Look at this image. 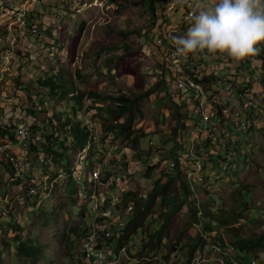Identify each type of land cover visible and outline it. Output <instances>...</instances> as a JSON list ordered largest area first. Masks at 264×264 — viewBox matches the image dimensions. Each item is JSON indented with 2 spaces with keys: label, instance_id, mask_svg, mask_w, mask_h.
I'll return each mask as SVG.
<instances>
[{
  "label": "rangeland",
  "instance_id": "1",
  "mask_svg": "<svg viewBox=\"0 0 264 264\" xmlns=\"http://www.w3.org/2000/svg\"><path fill=\"white\" fill-rule=\"evenodd\" d=\"M22 1L29 39L18 37L11 45L8 31L0 29V138H13L22 128L27 132L25 142L19 145L14 140L19 171L0 156V264H80L76 253L79 232L83 224H92L95 214L85 195L90 171L97 168L100 172L97 188L109 198L121 195V188L123 193L135 190L140 196L158 178L165 182L173 176L175 159L181 162L188 150L186 140L195 125L181 131L183 143L173 139L176 113L184 118L189 115L177 110L182 96L167 79L164 53L154 48L170 0ZM211 2L208 0L205 9ZM12 5L8 7L17 12ZM209 9H213L211 5ZM83 21L85 29L77 42ZM263 42L256 46V55L245 60L233 61L221 54L212 60L230 58L229 65L238 63L241 71L252 68L248 82L260 81L264 95V71L252 79L264 62L263 58L261 64L256 61L264 51ZM202 54L210 60L213 56ZM49 79L57 84L54 91L44 83ZM70 86L75 89L61 98ZM122 92L144 94L133 112L130 139L115 132L107 135L104 129L114 118L122 121L128 115L124 112L119 117L111 99ZM81 95V101L75 99ZM251 113L242 131L222 123L213 125V137L202 131L194 134L198 152L216 154L206 162L208 173L222 172L220 160L230 159L232 165L209 187L206 180L195 183L194 202L184 201L166 227L163 212L168 208H162L160 198L145 209L127 232L134 234L130 245L141 233V243L132 247L139 263L130 264H242L241 254L251 264H264V248L245 253L231 247L234 235L264 231V109ZM76 122L91 130L81 151L74 147L72 137ZM201 128H205L204 122ZM49 136H53L50 141ZM55 139L70 149L64 150ZM110 176L118 178L115 187L109 188ZM32 187L36 188L34 195ZM177 189L174 182L169 186L165 204L184 199ZM203 207L219 216L205 217ZM196 211L198 220L194 219ZM21 242L39 247L37 262L18 251Z\"/></svg>",
  "mask_w": 264,
  "mask_h": 264
},
{
  "label": "built area",
  "instance_id": "2",
  "mask_svg": "<svg viewBox=\"0 0 264 264\" xmlns=\"http://www.w3.org/2000/svg\"><path fill=\"white\" fill-rule=\"evenodd\" d=\"M207 2L208 0H170L164 9V17L161 18V24L158 26L157 36L155 35L158 50L165 55L168 81L180 93L182 100L194 107V111L199 114L202 122L205 123L204 130L206 132L209 130L208 133L204 132L201 125L195 122L193 124L195 128L191 131L188 150L186 153L183 152L185 157L181 158V160H184L182 163L185 165V162L188 161L186 159L190 158L192 160L186 166V178L190 183V189L193 191H196L197 184L195 183H205L206 180L209 187L212 181L214 182L216 178L220 177V174L227 171L232 165L230 159L220 160L218 166L222 172L219 175H214V172L208 173L204 157L197 154L198 149L194 142L197 135L194 134L202 131L206 133V137H213L214 135H211L213 125L221 126L222 123H229V125H233V127L242 131L243 128L248 126L249 121L246 116L250 109H264L263 96L258 91L255 92L250 86L241 84V82L236 86L237 79L234 75L229 76L227 85L222 91L230 95L232 90L237 87L235 95L237 102L231 103L227 98H221L217 93V91H221L216 85L218 82L213 81L212 78L219 67L209 71V68L212 67L204 64L207 62L205 60L206 54L197 56L195 53H190L187 59L175 54L174 38L185 36L188 29L193 25L194 17ZM10 3H13L12 6L17 12L8 7ZM25 7L22 0H0V29L5 28L8 31V41L11 45H15L18 37L29 39L27 22L24 18ZM173 17L177 18V23L173 22ZM30 31L33 36L36 35L34 26ZM163 46H166L164 50H162ZM160 93L163 94L164 92L161 90ZM26 133L25 128H22L21 132L15 134V141L19 145L26 141ZM15 141H11L7 137L0 138V156L5 161H11L19 171L18 158L15 157L13 150ZM21 158L25 159L26 156L22 155ZM109 178V188L115 187L118 178H113V176ZM112 178L113 180H111ZM88 179L90 182L88 192L85 195L92 201L95 214L93 225L83 224L82 231L79 232L80 237L76 245L79 263L130 264L132 261L139 263L133 257L135 251L132 247L141 243V233L139 232V237L135 239L132 245H130V238L134 234L127 233L129 231L127 225L134 214L135 202L131 199L126 202V197L122 192L124 188L120 189L121 195L111 198L100 192L97 188V181L100 179V172L97 168L90 171ZM30 191L34 195L36 188L32 187ZM140 196H146V194L142 193ZM232 262H234L233 259ZM253 263L255 264V261Z\"/></svg>",
  "mask_w": 264,
  "mask_h": 264
},
{
  "label": "trees",
  "instance_id": "3",
  "mask_svg": "<svg viewBox=\"0 0 264 264\" xmlns=\"http://www.w3.org/2000/svg\"><path fill=\"white\" fill-rule=\"evenodd\" d=\"M153 10H155V7H153ZM85 25H86V23H85V21H83L82 25L79 28V31L77 33V37L75 38V41L78 42L80 40V36L82 35V33L85 29ZM262 46L264 47V42L262 43ZM154 48H156L157 50L159 49V47L157 45H154ZM44 83H45V85L51 87L53 89L52 91H54V89L57 86L56 82H54L52 79H49L48 81H45ZM74 89H75L74 86H70L67 90H65L64 92L61 93V98H64L66 96V94H68L69 91L74 90ZM92 94L95 95V93H92ZM143 95L144 94L135 95L132 92H130V93L129 92H122L121 94H119L115 97H111V99L113 98V100L117 104L116 110L119 113V117L124 112H128V115L122 121H120L119 118L116 117L111 122L106 123L104 125V129H106L107 135L115 132V133L121 134L124 137V139H130L131 138L132 126H133V120H134L133 112H134V109L139 106L138 102L143 97ZM81 98H82V95L79 96L78 98H75V99L78 101H81ZM183 107H185V101L182 100V98H181V101L178 104L177 110L180 108L183 109ZM44 113L46 115V112H44ZM53 119H55V118H52V121H53ZM58 119L61 120V117H58ZM176 121H177V124L173 128V131H174L173 139H175L177 143L181 144V143H183V140L181 138V136H182L181 131L182 132L185 131L184 129L188 126V124H187V121L184 118V116H182L180 113L179 114L176 113ZM90 131L91 130L88 126H86V125L82 126L81 123H79V122L74 123L73 128H72V137H73V140L75 141L74 147H76L77 150L81 151L86 147ZM57 132H58V129H56V133ZM12 137L13 138H10L11 141L15 140V137L14 136H12ZM52 137L53 136H49V138H48L49 141L52 139ZM136 137L137 136H134L132 138L134 142H136L138 140V138H136ZM104 138H107V137L105 136ZM54 143L62 145L64 147V150H66V151H68V149H70L69 148L70 146H65L64 143L59 141L58 139H55ZM186 144H187L186 145L187 147L190 144V140L188 138L186 140ZM33 147H34V149L39 150L38 147H36V146H33ZM41 149H43V148H41ZM221 151H223L222 146H221ZM197 154L204 157L206 166H207L206 162L210 161L209 157L216 155L215 153H213L211 151H209L206 154H202L201 152L197 151ZM218 156H219V154H218ZM181 158H182V156H181ZM68 162H69V158H68ZM185 163L188 164L189 162L186 161ZM184 167H186V165L182 164V160L180 162L179 159H175V168H174L175 174L173 176H170L169 178H167L165 180V182H163V178H158L154 182L153 188H151V190L148 191L146 196L140 197L137 195L136 191H134V190L124 191V195L126 194L127 198H129L135 202L134 214L130 220L131 222L129 221V223L127 225V229H129L130 225L138 219V216L145 209H147L151 205H153L157 201L158 198H160V200H161L162 208L164 206H166L168 208L166 210V212H163V214H164L163 227H166L169 224L171 218L181 209L184 201L189 200V202H194L195 191L190 189V183L188 182V180L186 178V169L187 168L184 170ZM71 174H72V171H71ZM173 182L178 184V189H177L178 194L182 193V197H184V199L182 201H178L176 203L174 202L171 206H169V204H165L166 200H167L166 194L168 192L169 186ZM135 209H136V212H135ZM201 213L205 217H208V218H213V217L219 216L215 212L211 211L209 208H204V207L201 208ZM233 215L236 218L242 217L238 214H233ZM194 219L195 220L199 219L198 215H197V211L194 214ZM204 223L206 225V229L210 230L211 229L210 223L206 222V220L204 221ZM221 241L225 246H228L225 244V242L222 238H221ZM231 247H233L234 249L242 250L245 253L250 252L251 250H254L256 248H264V231L259 233V234H255V235H234L232 237ZM194 248H195V246L193 245L192 251L194 250ZM18 251L21 252L22 255L30 257L32 259V261H34V262H37L40 258V255H41V250L39 249V247L33 246V245H28L24 242H21L19 244ZM239 254H241V253H239ZM240 259H241L242 264H251V261L248 258L244 257L242 254L240 256ZM188 264H190V262Z\"/></svg>",
  "mask_w": 264,
  "mask_h": 264
},
{
  "label": "clouds",
  "instance_id": "4",
  "mask_svg": "<svg viewBox=\"0 0 264 264\" xmlns=\"http://www.w3.org/2000/svg\"><path fill=\"white\" fill-rule=\"evenodd\" d=\"M264 41V0H218L214 9L200 10L183 37L174 38L176 55H226L242 61L257 53ZM251 261V260H250Z\"/></svg>",
  "mask_w": 264,
  "mask_h": 264
},
{
  "label": "crops",
  "instance_id": "5",
  "mask_svg": "<svg viewBox=\"0 0 264 264\" xmlns=\"http://www.w3.org/2000/svg\"><path fill=\"white\" fill-rule=\"evenodd\" d=\"M210 1H212V2H211V4H209V8H210V5H211V7L214 9L213 4H217L218 3V0H210ZM209 8H207V9H209ZM202 10H205V6L203 7ZM199 54H202V53H199ZM212 58H214V56H211V60H210V59H208V55H205V60L207 62L204 63V64L209 65L210 67H212V68H209V71H210V69H215V68H218L219 67V69H217L214 72V75H212V78H213V81L218 82V83H216V85H218V87H219V89L221 91H217V93L221 96V98H227L229 100V102H231V103H236L237 102V99L235 98L236 88L237 87H235L232 90V92H231L230 95H227L226 93H224L222 91V90L225 89V86L227 85L228 78L231 75H234L236 77V79H237L236 86H238V84L241 82V84H243V85L246 84V85L250 86L251 88H253V90L255 92L258 91L261 96H264L263 94H261L262 93V91H261V87L262 86H261L260 81L257 80V81H250V82H248V76L251 74L250 72L253 71L252 68H248V71H241V68L238 66V63L237 64L231 63L229 65L230 58H229V60H224L222 62L216 61V60L213 61ZM262 58L264 59V51L262 52V56L260 58L256 59V61L258 60V63L261 64L260 62H262L261 61ZM260 67L261 68L258 71L256 70L257 73H256V75L253 76L252 79H256L257 77L260 76L259 73L260 72L262 73V71H264V62H262V64L260 65ZM239 70H240V72H239ZM257 86L259 87V89H257ZM183 110L186 111V112H188L189 118H185L188 125H192L195 122H197L199 125H201L202 120H201L199 114H197V112L194 111V107L192 105H189L188 104L187 106L183 107ZM253 110H258L260 112L263 111V109H261V108H257V109L251 108L250 111H249V113H248V115L246 116L247 119L252 114L251 112ZM202 130L204 132H206L204 130V128ZM206 133H208V132H206ZM206 133H204V134L206 135ZM188 139L190 140V137ZM213 140H214V138H213ZM207 170L209 171V169H207ZM123 176H125V175H123ZM145 193H147V192L144 191L143 194H145Z\"/></svg>",
  "mask_w": 264,
  "mask_h": 264
}]
</instances>
